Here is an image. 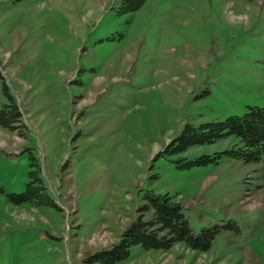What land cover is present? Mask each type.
Instances as JSON below:
<instances>
[{
	"label": "rangeland",
	"instance_id": "1",
	"mask_svg": "<svg viewBox=\"0 0 264 264\" xmlns=\"http://www.w3.org/2000/svg\"><path fill=\"white\" fill-rule=\"evenodd\" d=\"M121 6L0 0V106L6 84L21 112L0 126V264H98L147 190L219 231L205 252L137 245L116 264H264V157L178 166L234 137L155 157L187 123L264 107V0ZM30 170L56 207L13 200Z\"/></svg>",
	"mask_w": 264,
	"mask_h": 264
},
{
	"label": "trees",
	"instance_id": "2",
	"mask_svg": "<svg viewBox=\"0 0 264 264\" xmlns=\"http://www.w3.org/2000/svg\"><path fill=\"white\" fill-rule=\"evenodd\" d=\"M146 0H122L119 12L125 13L137 10ZM3 84V92L7 101L0 106V126L16 130L21 120V112L12 94ZM234 137L229 148L212 154H201L193 159L177 160L180 168H191L206 164H217L224 157L242 159L245 162H256L264 157V107L247 106L241 115H230L223 120L205 121L198 126L185 124L179 135L173 138L162 154H177L193 145L211 144L215 141ZM154 157V158H155ZM30 165H33L31 163ZM30 180L25 192L13 195L17 203L30 202L34 205L55 206L52 196L47 192L43 179L35 170L29 171ZM144 203L137 209L132 222L122 231L119 238L108 248L96 251L89 259L98 264H116L124 261L130 255L133 246L144 250L169 249L175 243H183L197 252L209 249L211 241L218 233L219 227H203L199 232H193L186 219L182 205L168 194L154 193L147 190L143 195ZM152 211L149 219L145 213Z\"/></svg>",
	"mask_w": 264,
	"mask_h": 264
}]
</instances>
